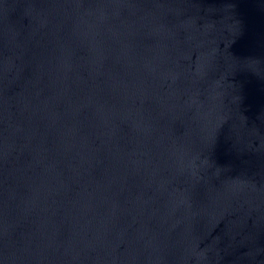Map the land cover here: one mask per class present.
<instances>
[{"label":"water","instance_id":"obj_1","mask_svg":"<svg viewBox=\"0 0 264 264\" xmlns=\"http://www.w3.org/2000/svg\"><path fill=\"white\" fill-rule=\"evenodd\" d=\"M0 264H264V0H0Z\"/></svg>","mask_w":264,"mask_h":264}]
</instances>
